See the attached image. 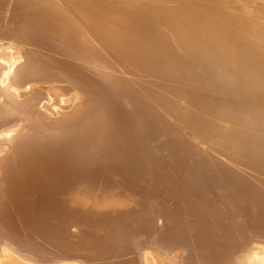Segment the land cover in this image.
Returning a JSON list of instances; mask_svg holds the SVG:
<instances>
[{"label":"bare ground","instance_id":"1","mask_svg":"<svg viewBox=\"0 0 264 264\" xmlns=\"http://www.w3.org/2000/svg\"><path fill=\"white\" fill-rule=\"evenodd\" d=\"M0 173L1 264H264V0H0Z\"/></svg>","mask_w":264,"mask_h":264},{"label":"clouds","instance_id":"2","mask_svg":"<svg viewBox=\"0 0 264 264\" xmlns=\"http://www.w3.org/2000/svg\"><path fill=\"white\" fill-rule=\"evenodd\" d=\"M74 118V114L73 113H69V115L67 117H65L64 119L68 120V121H72ZM66 139V136L64 137H61L59 139H55L53 140L52 138H48V137H45V138H39V137H35L32 141V144L33 146L35 147L38 143H46V142H49V141H52V142H56V141H63ZM2 174V173H0ZM3 188V184L0 183V189ZM0 195H2V193H0Z\"/></svg>","mask_w":264,"mask_h":264},{"label":"rangeland","instance_id":"3","mask_svg":"<svg viewBox=\"0 0 264 264\" xmlns=\"http://www.w3.org/2000/svg\"><path fill=\"white\" fill-rule=\"evenodd\" d=\"M6 260V261H5ZM4 261H2V264H19L17 263V261L12 260L11 258L9 259H5ZM1 264V263H0Z\"/></svg>","mask_w":264,"mask_h":264}]
</instances>
